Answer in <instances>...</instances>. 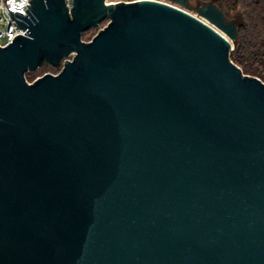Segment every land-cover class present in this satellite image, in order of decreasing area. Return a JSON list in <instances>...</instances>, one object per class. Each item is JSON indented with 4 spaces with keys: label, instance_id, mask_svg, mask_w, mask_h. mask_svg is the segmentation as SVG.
Listing matches in <instances>:
<instances>
[{
    "label": "water",
    "instance_id": "95a60500",
    "mask_svg": "<svg viewBox=\"0 0 264 264\" xmlns=\"http://www.w3.org/2000/svg\"><path fill=\"white\" fill-rule=\"evenodd\" d=\"M166 1L199 17L9 11L29 30L0 48V264H264V83L231 60L216 0ZM44 64L60 74L28 83Z\"/></svg>",
    "mask_w": 264,
    "mask_h": 264
},
{
    "label": "trees",
    "instance_id": "16d2710c",
    "mask_svg": "<svg viewBox=\"0 0 264 264\" xmlns=\"http://www.w3.org/2000/svg\"><path fill=\"white\" fill-rule=\"evenodd\" d=\"M215 5L223 12L240 8L242 23L238 26V51L231 60L245 75L257 77L264 83V0H216Z\"/></svg>",
    "mask_w": 264,
    "mask_h": 264
},
{
    "label": "built area",
    "instance_id": "2783aa9c",
    "mask_svg": "<svg viewBox=\"0 0 264 264\" xmlns=\"http://www.w3.org/2000/svg\"><path fill=\"white\" fill-rule=\"evenodd\" d=\"M30 1L31 0H0V48L9 46L19 36H27L25 33L29 29L24 30L23 28H20L9 11H12L13 13L19 12L26 16V10H28L31 5ZM64 1H66V7L71 10L74 6V0ZM108 2V4H110L109 0ZM14 8L15 10H13Z\"/></svg>",
    "mask_w": 264,
    "mask_h": 264
},
{
    "label": "rangeland",
    "instance_id": "374dc122",
    "mask_svg": "<svg viewBox=\"0 0 264 264\" xmlns=\"http://www.w3.org/2000/svg\"><path fill=\"white\" fill-rule=\"evenodd\" d=\"M110 2H117L118 0H109ZM164 2H167L173 6H177L179 7L178 5L176 4H173L171 2H168L166 0H162ZM212 0H208L207 2H201L200 0H187V3H188V6L189 8H199L203 5H206V4H209L211 3ZM187 12H189L190 14H192L193 16L195 17H199L198 14L193 10H189V9H185L183 7H179ZM226 14H228V16L230 18H232L233 21H236L237 23V26H239L241 23H242V12L240 10V8H238L237 10H231V11H228V12H225ZM109 21H106V22H103L99 25V27L97 29L95 28H92L90 29L89 31L83 33L82 35V40L86 43H89L90 41H92V39L97 36L100 32V30H103L107 25H108ZM238 40V38H237ZM237 40L236 42H232V51H231V55L230 57H233L234 54L236 53L237 50ZM70 60H73L72 57L69 58ZM240 67V66H239ZM241 68V67H240ZM61 69L62 67H59V68H55V67H52L51 65H48V64H44L43 66H41L37 72H30V73H27L26 74V80L28 83L32 84L33 82H35L37 79L47 75V74H52V75H58L60 74L61 72ZM245 75V74H244ZM246 76H250V75H246ZM253 77V76H251Z\"/></svg>",
    "mask_w": 264,
    "mask_h": 264
},
{
    "label": "flooded vegetation",
    "instance_id": "af4514ba",
    "mask_svg": "<svg viewBox=\"0 0 264 264\" xmlns=\"http://www.w3.org/2000/svg\"><path fill=\"white\" fill-rule=\"evenodd\" d=\"M224 13H225V12H224ZM225 15H226V18H227V19H229V20L233 21V20H232V18H230V17L228 16V14H226V13H225ZM233 22H235V23H236V21H233ZM236 24H237V23H236Z\"/></svg>",
    "mask_w": 264,
    "mask_h": 264
},
{
    "label": "clouds",
    "instance_id": "9594fccd",
    "mask_svg": "<svg viewBox=\"0 0 264 264\" xmlns=\"http://www.w3.org/2000/svg\"><path fill=\"white\" fill-rule=\"evenodd\" d=\"M13 10H15V8Z\"/></svg>",
    "mask_w": 264,
    "mask_h": 264
}]
</instances>
